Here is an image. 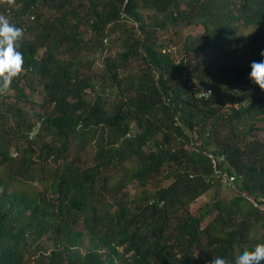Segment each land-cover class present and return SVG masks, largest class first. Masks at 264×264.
Returning a JSON list of instances; mask_svg holds the SVG:
<instances>
[{"label":"trees","instance_id":"16d2710c","mask_svg":"<svg viewBox=\"0 0 264 264\" xmlns=\"http://www.w3.org/2000/svg\"><path fill=\"white\" fill-rule=\"evenodd\" d=\"M0 17L24 60L0 89V264H231L264 243V0H0Z\"/></svg>","mask_w":264,"mask_h":264},{"label":"clouds","instance_id":"9594fccd","mask_svg":"<svg viewBox=\"0 0 264 264\" xmlns=\"http://www.w3.org/2000/svg\"><path fill=\"white\" fill-rule=\"evenodd\" d=\"M22 29L0 17V89L10 88L13 80L23 70V56L18 50ZM262 59L249 65L248 79L259 89L264 90V51ZM211 264H228L221 257H216ZM231 264H264V243L256 244L251 250H238L232 257Z\"/></svg>","mask_w":264,"mask_h":264},{"label":"rangeland","instance_id":"374dc122","mask_svg":"<svg viewBox=\"0 0 264 264\" xmlns=\"http://www.w3.org/2000/svg\"><path fill=\"white\" fill-rule=\"evenodd\" d=\"M190 31H188V33H189ZM193 33H196V32H194V31H192V32H190V34H193ZM188 35V34H187ZM43 93H36V94H34V98H35V101L36 102H38V103H40L41 102V100H42V98H43ZM224 186H227V185H224ZM222 187H223V185H222ZM228 187V186H227ZM127 189L130 191V193L133 195V192L136 194V190H135V187H134V185H128V187H127ZM217 189H219V188H217ZM219 191V190H218ZM224 193L226 194V197L227 198H229L231 195H232V190H228V189H226L225 191H224ZM222 195H223V192H222ZM210 196H211V194L210 195H208V196H201V197H199L196 201H195V203H193L192 205H191V207H190V211L191 212H193V214H196V211L198 210V209H200L201 207H203L205 204H206V202L208 201V199L210 198Z\"/></svg>","mask_w":264,"mask_h":264},{"label":"built area","instance_id":"2783aa9c","mask_svg":"<svg viewBox=\"0 0 264 264\" xmlns=\"http://www.w3.org/2000/svg\"><path fill=\"white\" fill-rule=\"evenodd\" d=\"M234 182V177H225L222 179L224 185L230 186Z\"/></svg>","mask_w":264,"mask_h":264}]
</instances>
